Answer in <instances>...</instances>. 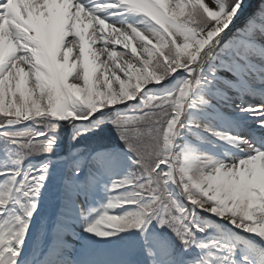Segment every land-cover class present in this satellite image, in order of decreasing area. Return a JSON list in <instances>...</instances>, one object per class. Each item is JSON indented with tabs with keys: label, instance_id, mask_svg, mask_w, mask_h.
I'll list each match as a JSON object with an SVG mask.
<instances>
[{
	"label": "snow or ice",
	"instance_id": "snow-or-ice-1",
	"mask_svg": "<svg viewBox=\"0 0 264 264\" xmlns=\"http://www.w3.org/2000/svg\"><path fill=\"white\" fill-rule=\"evenodd\" d=\"M0 264H264V0H0Z\"/></svg>",
	"mask_w": 264,
	"mask_h": 264
}]
</instances>
